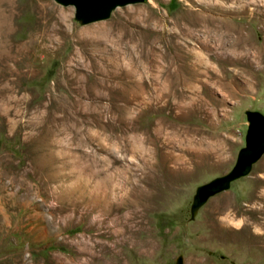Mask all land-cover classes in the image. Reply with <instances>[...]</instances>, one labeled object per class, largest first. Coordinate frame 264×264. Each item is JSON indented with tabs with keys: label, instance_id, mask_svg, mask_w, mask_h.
I'll return each mask as SVG.
<instances>
[{
	"label": "rangeland",
	"instance_id": "1",
	"mask_svg": "<svg viewBox=\"0 0 264 264\" xmlns=\"http://www.w3.org/2000/svg\"><path fill=\"white\" fill-rule=\"evenodd\" d=\"M59 11L72 42L46 41ZM118 21L136 43L77 42ZM9 42L29 66L0 67V264H264V150L196 204L264 115V0H147L87 24L0 0Z\"/></svg>",
	"mask_w": 264,
	"mask_h": 264
},
{
	"label": "water",
	"instance_id": "2",
	"mask_svg": "<svg viewBox=\"0 0 264 264\" xmlns=\"http://www.w3.org/2000/svg\"><path fill=\"white\" fill-rule=\"evenodd\" d=\"M64 6L75 8V17L87 24L110 17L112 11L119 6L142 3L147 0H55ZM249 121L246 135V147L239 154L235 168L228 174L216 178L201 186L196 194V204L200 205L211 196L230 187L238 177L248 174L252 165L260 158L264 150V115L257 111L247 113Z\"/></svg>",
	"mask_w": 264,
	"mask_h": 264
},
{
	"label": "bare ground",
	"instance_id": "3",
	"mask_svg": "<svg viewBox=\"0 0 264 264\" xmlns=\"http://www.w3.org/2000/svg\"><path fill=\"white\" fill-rule=\"evenodd\" d=\"M49 10L50 9H48V7L47 8L44 7L43 10L41 11L43 18L46 19V22H44V23L42 22L43 25L40 23L41 26L44 28L46 26H48L50 24V22L53 21V20L51 21L52 15H51V11H49ZM59 12H60L61 17L58 18L59 16H57L58 24L56 26H52L50 28L49 32H46V34L48 33L47 37H46V41L51 39L53 41L57 40L59 42H72V40L70 39V35L68 34V29L64 28L62 26L63 20H64V18H66L68 13L65 11H59ZM53 19H54V16H53ZM125 27H124L123 23L122 22L120 23L119 21L116 22L115 24H113V23H102L99 25H95V26H92L90 28L83 29L82 30L83 37H81V40L77 41V42H95V43L99 42L100 43V42H103V39L110 40V43L114 42V44H116V43L119 44L120 42L121 43L122 42H126V43L135 42V40L137 38L136 35L133 33L127 32ZM42 30H44V29H42ZM38 31H39V29H38ZM71 33H73V32H71ZM72 37H74V35ZM139 37H140V42H142L141 44H143V42L146 40L148 41V39H149L145 33H141ZM109 46H111V45H109ZM25 52H23V50L21 48L17 47L15 42H9V44L4 46L3 49H0V67L4 68V70H3L4 75H6L5 72H8V71H9L8 74H10V75H16L17 76L18 74L19 75H21V73L23 74L24 71H22V68H24L25 66H29V63L27 60L28 54L26 55ZM9 62L13 63L11 70H8L6 68V65H8V64L10 65ZM24 69L26 70V68H24ZM25 73H27V72L25 71Z\"/></svg>",
	"mask_w": 264,
	"mask_h": 264
}]
</instances>
